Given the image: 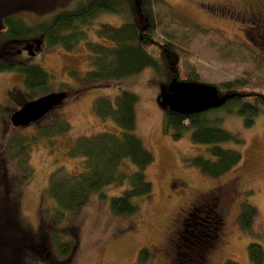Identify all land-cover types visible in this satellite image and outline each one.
Returning a JSON list of instances; mask_svg holds the SVG:
<instances>
[{
    "label": "rangeland",
    "instance_id": "374dc122",
    "mask_svg": "<svg viewBox=\"0 0 264 264\" xmlns=\"http://www.w3.org/2000/svg\"><path fill=\"white\" fill-rule=\"evenodd\" d=\"M0 1L4 5L18 4L13 11L0 7V20L6 12H11L30 23L68 4V0ZM164 1L200 28L191 30L173 22L157 28L146 47L161 61L162 72L146 67L107 83L89 82L82 76L91 68L86 42L111 44L96 34V28L101 23L118 26L123 22L121 16L111 13L100 14L86 30V38L71 51L60 45L48 47L42 42L33 57L17 52L7 57L15 62L39 64L52 76L51 91L70 93L61 106L42 119L43 115L37 123L13 127L10 116L24 101L35 99L43 92L25 88L18 72H0V209L13 202L7 200L9 192L15 199L18 221L35 237L46 235L49 230L53 237L56 233L61 239L74 240L71 264H224L227 259L238 264H254L247 250L250 242L259 243L264 256V114L260 112L250 126H245L243 116L236 111L228 112L224 107L208 111L210 118L218 119L219 126L241 139L239 144H221L240 151L242 159L214 177L190 162L196 155H208L207 145L193 143L188 132L174 139L163 131L165 106L159 100L163 91L175 85L166 79L169 57L161 56V46L167 38L164 31L189 35L188 40L182 42V48L172 47L178 58L176 67L180 79L190 77L194 71L199 82L218 87L221 82L242 78L245 84L238 91L244 93L264 94V41L259 42L255 36H234L240 25L216 20L202 9H206L201 5L203 2L226 3L228 0ZM154 9L166 22L165 8L158 5ZM22 45L24 42L17 44L14 50ZM218 89L219 95L227 93ZM122 90L132 91L137 96L134 133L154 155V161L146 168L153 195L149 199L136 198L139 209L134 215H117L111 211L110 199L121 194L124 187L109 185L92 192L79 211H65L63 217L57 219L56 202L45 190L51 173L58 167L70 174L85 170L84 159L68 153L77 137L101 131L120 133L121 128L115 121L94 113L93 104L99 97L113 101ZM60 120L69 124V131L53 135L42 133ZM17 136L33 137L28 151V174L13 151L7 149L8 141ZM123 167L128 171L136 169L128 161H124ZM244 202L256 208L249 229H242L238 222ZM45 224L49 229L41 231ZM45 237L42 241L46 243L38 249L45 248L52 253L54 244ZM2 242L0 251L3 250L4 261L11 259V264H17V254L10 256L8 242ZM34 247L37 250V246ZM143 248L147 249L148 256L140 260L139 251Z\"/></svg>",
    "mask_w": 264,
    "mask_h": 264
},
{
    "label": "trees",
    "instance_id": "16d2710c",
    "mask_svg": "<svg viewBox=\"0 0 264 264\" xmlns=\"http://www.w3.org/2000/svg\"><path fill=\"white\" fill-rule=\"evenodd\" d=\"M66 5L53 9V12L31 23L17 14L5 13L0 28V72H18L22 76L25 88L38 89L43 95L54 92L50 90L52 76L42 66L36 63L15 62L8 60L7 57L16 54L17 50H14V47L17 44L22 42L25 44L28 41L35 46L39 41L44 42L48 47L60 45L71 51L80 40L86 38V30L102 13L121 16L123 22L118 26L101 23L96 28V34L111 41L110 45L97 41L86 42L91 68L82 76L93 83L120 80L146 67L162 72L161 61L146 47V43L153 40L157 28L168 22L186 26L191 30L200 28L164 0H68ZM158 5L163 6L168 14L166 22L165 17L154 9ZM17 6L18 4L12 3L4 5L0 1V7L8 11H13ZM163 34L167 38L161 46V56L169 57L167 81L201 83L194 71L185 79H180L177 74L178 58L173 53L172 47L182 48V42L188 40V33L175 34L164 31ZM177 42L181 45L178 46ZM73 74L78 75L79 72ZM244 84L245 80L242 78L221 82L218 85L220 89L226 90V94L235 95L217 108L224 107L228 112L236 111L243 116L245 126H250L256 115L260 112L264 114V94L238 91V88ZM213 86L219 95L218 87L215 84ZM136 101V94L129 90H122L113 101L107 97H99L94 101V113L101 118H111L121 131L118 134L101 131L79 136L74 140L68 153L73 157H82L86 165L85 170L78 174H70L63 167H58L51 173L45 189L56 202L57 219H61L65 211H79L86 205L92 192L100 191L109 185L124 187L121 194L110 199L111 211L117 215H134L139 209L136 198L149 199L153 195V184L146 175V168L154 161V155L134 133ZM213 109L216 108L182 114L165 107L162 128L174 139H180L188 132L193 143L207 145L208 155H196L190 159V162L202 172L215 177L237 165L242 159V154L238 150L221 146L226 142L239 144L241 139L219 126L218 119L210 118L207 113ZM69 129V124L60 120L42 133L63 134ZM32 141L33 137L17 136L11 138L7 144V149L13 151V156L18 158L27 174L30 172L28 151ZM124 161L130 162L136 169L128 171L123 167ZM6 197L8 201L13 202L0 209V245L3 246L2 241L8 242L5 246L8 247L10 256L17 254L18 260H15L17 264H71L76 242L69 237L66 240L61 239L56 233L53 237L49 234V230L46 235L42 233L41 236L35 237L18 221L14 212L16 209L14 197L9 192L6 193ZM255 214V206L248 202L242 204L238 215L242 229L251 227ZM46 227L47 224L41 231L49 229ZM45 236L54 244L52 253L45 248L38 249L39 245L46 243V240L42 241ZM247 250L254 264H262L264 256L259 243L250 242ZM2 251H0V264H11V259L4 261ZM147 256V249L143 248L139 251L140 260L146 259ZM224 264L238 263L227 259Z\"/></svg>",
    "mask_w": 264,
    "mask_h": 264
},
{
    "label": "water",
    "instance_id": "95a60500",
    "mask_svg": "<svg viewBox=\"0 0 264 264\" xmlns=\"http://www.w3.org/2000/svg\"><path fill=\"white\" fill-rule=\"evenodd\" d=\"M40 44L39 41L37 45L40 46ZM33 46L34 43L28 41L23 45V49L30 56H33ZM174 84V86L169 87V90L160 94L159 100L165 107L182 114H193L220 107L227 99L235 95L229 93L219 96L215 86L211 84L193 81H181ZM65 96L64 91L49 92L28 100L13 112L10 121L14 126H23L36 121L58 105Z\"/></svg>",
    "mask_w": 264,
    "mask_h": 264
},
{
    "label": "flooded vegetation",
    "instance_id": "af4514ba",
    "mask_svg": "<svg viewBox=\"0 0 264 264\" xmlns=\"http://www.w3.org/2000/svg\"><path fill=\"white\" fill-rule=\"evenodd\" d=\"M206 9L202 8L206 14L216 20H221L226 23H235L238 26V32L234 36H255L257 40L264 41V0H228L226 3H216V2H203L201 3ZM0 28H2V20H0ZM219 28V27H218ZM42 42L40 46H33L34 55L41 49ZM28 54L26 50L23 49V45L17 49V54ZM64 91L66 96L62 101L56 105L52 111L56 110L61 106L70 95L67 90H57L54 92ZM39 97V96H38ZM24 101L23 103H25ZM22 103V104H23ZM21 104V105H22ZM21 105L18 107L20 108ZM16 108L15 111L18 109ZM49 110L42 119L50 113ZM14 111V112H15ZM11 117V116H10ZM40 119V120H42ZM39 120L32 122L37 123ZM10 124L12 125L11 121ZM31 125V123H30ZM15 127L14 125H12ZM173 241V240H171ZM171 243V242H170Z\"/></svg>",
    "mask_w": 264,
    "mask_h": 264
},
{
    "label": "bare ground",
    "instance_id": "6f19581e",
    "mask_svg": "<svg viewBox=\"0 0 264 264\" xmlns=\"http://www.w3.org/2000/svg\"><path fill=\"white\" fill-rule=\"evenodd\" d=\"M29 56V55H28ZM37 56V55H36ZM31 57H33V56H31Z\"/></svg>",
    "mask_w": 264,
    "mask_h": 264
}]
</instances>
